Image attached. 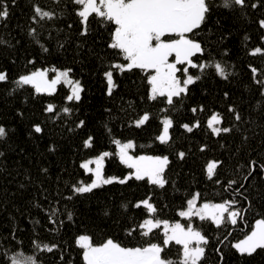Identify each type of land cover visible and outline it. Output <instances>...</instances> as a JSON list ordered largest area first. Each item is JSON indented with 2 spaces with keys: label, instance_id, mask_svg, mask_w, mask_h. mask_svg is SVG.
<instances>
[{
  "label": "trees",
  "instance_id": "16d2710c",
  "mask_svg": "<svg viewBox=\"0 0 264 264\" xmlns=\"http://www.w3.org/2000/svg\"><path fill=\"white\" fill-rule=\"evenodd\" d=\"M207 2L205 21L186 34L203 49L193 63L207 67L178 65L180 78L186 67L200 78L169 105L166 97L149 98L150 70L112 68L127 63L119 50L108 47L113 23L92 14L85 25L74 0H0L9 12L0 19V72L7 76L0 82V127L6 130L0 138V264L20 257H32L36 264H84L83 249L76 243L81 235L94 245L108 239L124 247L158 244L162 258L180 264L182 247L174 241L164 245L162 226L142 234L139 225L146 218L179 220L198 229L208 241L199 264H264V248L242 254L233 247L256 220L264 219V0L230 7L223 0ZM35 7L49 11L51 18L38 17ZM256 48L261 52L253 55ZM216 63L225 68L226 79L216 73ZM44 67L71 69L69 76L80 82L81 99L68 101L69 88L63 83L52 94L16 83ZM107 71H113L111 95ZM49 104L53 112L46 111ZM213 113L220 114L219 127L229 132H211L207 120ZM144 114L149 120L137 127L135 121ZM165 116L173 124L169 142L161 144L156 137ZM80 121L84 124L77 127ZM197 122L200 126L191 132L183 127ZM89 136L92 147L86 148ZM114 140H132L134 154L167 156L165 186L134 177L119 183L132 169L116 155ZM102 151L111 153L104 160V176L117 180L74 193L73 186L92 178L80 164ZM210 161L220 162L211 179L206 171ZM197 194L199 203L235 201L233 208L240 213L236 223L225 220L217 226L210 219L181 217ZM145 199L156 208L154 214L136 207Z\"/></svg>",
  "mask_w": 264,
  "mask_h": 264
},
{
  "label": "snow or ice",
  "instance_id": "6c2138e0",
  "mask_svg": "<svg viewBox=\"0 0 264 264\" xmlns=\"http://www.w3.org/2000/svg\"><path fill=\"white\" fill-rule=\"evenodd\" d=\"M74 3L79 6L77 15L81 17L82 23L85 25L92 14L115 25L108 47L119 50L127 63L114 64L112 65L113 69H118L121 72L130 71L134 68L144 71L154 70L155 74L148 77V83L151 85L149 98L152 100L157 99V97H166L167 103L172 105L174 97L186 94L189 85L200 78L189 74V68L186 67L183 69L186 79L181 81L177 77V72L180 71L177 65L187 64L191 68L198 67L201 70L207 67L205 64L193 63L192 57L201 53L203 49L200 43L186 35L192 33L194 29H198L205 21L206 14L210 11L207 0H74ZM244 4L245 0H223L224 7L243 6ZM34 11L41 19L51 18L52 15L40 7H35ZM8 15L7 7L0 4V19L7 18ZM260 27L264 28V20L260 21ZM86 31L85 28V33ZM172 36L177 38L165 39V37ZM260 52L261 49L256 48L253 55ZM173 55L175 62H169V57ZM214 67L218 75L227 78L225 68L220 63H216ZM52 71L56 75L51 80L48 79V70H36L31 74L19 77L16 83L18 85H32L37 93L52 94L56 86L63 81L70 87L67 100L79 101L82 88L79 81L70 79L71 69L64 71L52 69ZM256 71L255 68L252 69L254 75ZM105 76L108 94L111 95L112 89L115 87L113 71H107ZM6 79V74L0 72V82ZM46 111L53 112L54 106L49 104ZM63 111L68 112L70 109L65 108ZM192 111L195 112L197 109L194 108ZM229 111L232 109L230 108ZM236 119H240L239 115L236 116ZM148 120V114H144L135 121L136 126L140 127ZM221 123L222 118L219 113H213L207 120V126L214 135L230 131L229 128L219 127ZM83 124L84 122L80 121L77 127H81ZM172 124V119L167 116L162 120V131L156 137L161 144L169 142V130ZM199 126V122L192 127L187 124L183 125L188 132H191L193 127ZM34 131L40 133L42 128L35 125ZM5 135V128L0 127V138ZM92 141L93 138L89 136L84 141V146L86 148L92 147ZM113 143L116 144L118 149L116 155L119 156L121 163L134 170L131 175L119 179V183L124 184L134 177L136 180L147 179L149 184L161 188L165 186L167 181L164 173L169 164L167 156H132L129 155L128 151L134 147L131 141L121 143L119 140H114ZM109 155L111 153L103 152L95 159L80 164V167L91 173L93 178L91 183H80L78 186H73L74 193H89L101 185L112 184L114 180H117L116 177L106 178L103 173L104 160ZM179 156L183 159L184 153H179ZM219 163L218 161L208 162L206 171L209 179L215 175ZM90 165H95V167H90ZM249 174L251 175V172ZM231 183H235V181H230ZM197 198L198 194L187 201V210L179 213L181 217L190 219L193 216H198L201 220L210 219L217 226L225 220L232 224L236 223V218L240 213L233 208L235 201H224L217 204L204 203L197 208ZM141 206L149 214L156 212V208L148 199L136 205V207ZM69 219H71V213H69ZM161 224L164 227V245L167 246L170 241H175L176 244L183 246V259L180 264H199L205 253V249L201 245L208 242L201 232L195 230L191 224L187 227L180 223L169 225L168 221L159 219H146L139 225V228L143 229L142 234L147 236L153 229L159 228ZM76 243L83 249L84 264H171V261L162 258L163 248L158 244H150L147 247H124L113 239H108L102 244L94 245L87 235L79 236ZM233 247L242 254H251L257 248H264V219L257 220L251 234L234 244ZM44 248L49 252L52 251V247L47 245H44ZM11 264H36V261L32 257H20L12 260Z\"/></svg>",
  "mask_w": 264,
  "mask_h": 264
},
{
  "label": "rangeland",
  "instance_id": "374dc122",
  "mask_svg": "<svg viewBox=\"0 0 264 264\" xmlns=\"http://www.w3.org/2000/svg\"><path fill=\"white\" fill-rule=\"evenodd\" d=\"M173 39H175V38H173ZM169 62H175V56L173 55V56H170L169 57ZM177 67H178V65H177ZM52 69H57L58 71H64V70H66V69H62V68H47V67H44V68H39V69H36V70H41V71H43V70H48V79L49 80H51L52 78H54L55 77V75H56V73L55 72H53L52 71ZM36 70H34V71H36ZM34 71H32V72H34ZM151 72V75H154L155 73H154V70H150ZM31 72V73H32ZM30 73V74H31ZM28 75V74H27ZM70 77V76H69ZM177 77L182 81L183 79H186V76H183L182 78H180L178 75H177ZM70 79H72V80H74L72 77H70ZM74 81H76V80H74ZM61 83H63V84H65L63 81H61ZM60 83V84H61ZM59 85V84H58ZM66 85V84H65ZM66 86H68V85H66ZM57 87V86H56ZM68 88H69V94H70V87L68 86ZM165 117H163V119H164ZM162 127H163V125H162ZM162 131V130H161ZM129 141H131L132 143H133V141L132 140H125V141H121V143H127V142H129ZM116 150L118 151V149H117V147H116ZM132 150H133V148L132 149H129L128 151H129V155H132V156H162V155H149V154H134L133 152H132ZM103 152H105V151H102V152H100L99 154H97V155H94V156H92V157H89V158H86L83 162H85V161H87V160H91V159H95L98 155H100L101 153H103ZM82 162V163H83ZM90 167H95V165H90ZM133 169H132V173H133ZM93 178V177H92ZM92 178H91V180H92ZM109 178V177H108ZM91 180L89 181V182H87V183H91ZM204 203H210V204H217V203H219V202H204ZM204 203H199V202H197L196 201V207L197 208H199L201 205H203ZM187 207H188V205L183 209V210H181V211H185V210H187ZM180 211V212H181ZM146 219H151V218H146ZM145 219V220H146ZM258 220H261V219H258ZM161 221H165V220H161ZM257 221V220H256ZM168 223H169V225H173V224H176V223H180L181 225H183L179 220H177V221H174V222H169L168 221ZM255 224H256V222L254 223V225H253V228H252V230L249 232V233H247L244 237H242L240 240H238V241H235L234 242V244H236V243H238L239 241H241V240H243V239H245V237L246 236H248V235H250L251 234V232L253 231V229H254V227H255ZM161 226H162V229H163V231H164V227H163V224H161ZM184 226V225H183ZM195 230H198V229H196V228H194ZM199 231V230H198ZM175 242V241H174ZM193 246H195V244L193 243ZM202 246V245H201ZM181 249H182V258H183V246L181 245ZM203 247V246H202Z\"/></svg>",
  "mask_w": 264,
  "mask_h": 264
}]
</instances>
